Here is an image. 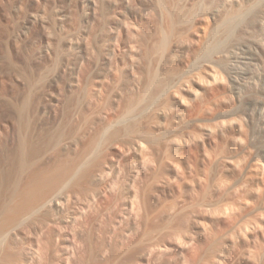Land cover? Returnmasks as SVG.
Here are the masks:
<instances>
[{
    "label": "rangeland",
    "instance_id": "obj_1",
    "mask_svg": "<svg viewBox=\"0 0 264 264\" xmlns=\"http://www.w3.org/2000/svg\"><path fill=\"white\" fill-rule=\"evenodd\" d=\"M0 223V264H264V0H0Z\"/></svg>",
    "mask_w": 264,
    "mask_h": 264
},
{
    "label": "bare ground",
    "instance_id": "obj_2",
    "mask_svg": "<svg viewBox=\"0 0 264 264\" xmlns=\"http://www.w3.org/2000/svg\"><path fill=\"white\" fill-rule=\"evenodd\" d=\"M51 203H52V201H51ZM30 217V216H29ZM15 218H17V217H15ZM8 219V218H7ZM10 219V218H9ZM25 219V218H24ZM23 219V220H24ZM27 219V218H26ZM14 221H16L17 219H13ZM29 220V219H28ZM20 222H18V224L17 223H15L14 222V227L9 231L8 230V232H9V235L8 236H10V237H15L16 235H18L17 234V232H18V229L21 227V226H23V225H25L26 223H25V221L27 222V220H24V221H22V220H19ZM10 222H12V221H10ZM17 222V221H16ZM0 224H3V223H0ZM15 224H16V226H15ZM5 225V224H4ZM11 225V226H12ZM2 226V225H1ZM26 226V225H25ZM4 227V226H3ZM2 227V229H4ZM7 227V226H6ZM8 227H10V225L8 226ZM0 229H1V227H0ZM1 229V230H2ZM7 229V228H6ZM4 231V230H3ZM8 232H4L3 233V235L1 234L2 233V231H0V247H1V245L2 244H4V242H5V240H6V237H8V236H5V235H7V234H5V233H8ZM5 234V235H4ZM11 240V239H10ZM18 240H19V238H18ZM9 251V250H8ZM16 256H17V254H16ZM27 257L25 258L26 259V264H31L33 261H34V259H35V257H34V254H27L26 255ZM11 257V258H10ZM15 257V255L13 256V254H9L8 255V257L7 258H5V260H3V263L2 264H8L7 262H9L10 261V259H13ZM24 258V257H23ZM4 259V258H3ZM8 259H9V261H8ZM2 262V261H1ZM23 263V262H22Z\"/></svg>",
    "mask_w": 264,
    "mask_h": 264
}]
</instances>
